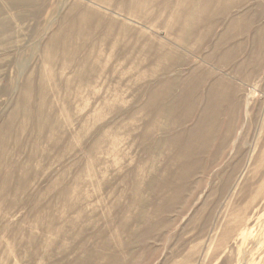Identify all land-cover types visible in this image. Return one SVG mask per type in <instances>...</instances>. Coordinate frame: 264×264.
Masks as SVG:
<instances>
[{"label": "rangeland", "instance_id": "rangeland-1", "mask_svg": "<svg viewBox=\"0 0 264 264\" xmlns=\"http://www.w3.org/2000/svg\"><path fill=\"white\" fill-rule=\"evenodd\" d=\"M176 3L0 0V264H264V0Z\"/></svg>", "mask_w": 264, "mask_h": 264}, {"label": "bare ground", "instance_id": "bare-ground-1", "mask_svg": "<svg viewBox=\"0 0 264 264\" xmlns=\"http://www.w3.org/2000/svg\"><path fill=\"white\" fill-rule=\"evenodd\" d=\"M160 1L161 0H128V2L140 6L139 11L134 17L145 22L152 20L159 21L155 10L152 11V9H154ZM212 6H216V9L211 12ZM230 8H232V0H177L175 10L172 13V21L167 26V31L169 33L179 31L180 38L184 43H187L192 35L197 33L199 28L206 23H211L210 27L207 26L209 27L208 32H211L214 28V24L212 23L213 19L217 16H224ZM166 9H168V7ZM242 23L243 22H237L233 24L232 29L239 31L242 29ZM245 23L244 26L246 25ZM236 36L229 34L227 40H232ZM203 39H206V35L203 36ZM220 44L222 43L220 42ZM178 57L180 58L179 54L173 51L172 54L164 58L163 61L165 63L177 64L176 58ZM222 62H224V60ZM196 80L198 83H201L200 79L196 78Z\"/></svg>", "mask_w": 264, "mask_h": 264}]
</instances>
